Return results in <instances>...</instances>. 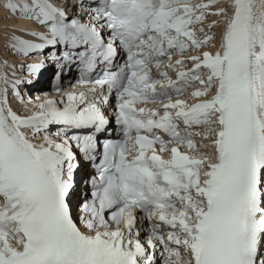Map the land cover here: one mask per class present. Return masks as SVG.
I'll return each instance as SVG.
<instances>
[{"label":"snow or ice","instance_id":"6c2138e0","mask_svg":"<svg viewBox=\"0 0 264 264\" xmlns=\"http://www.w3.org/2000/svg\"><path fill=\"white\" fill-rule=\"evenodd\" d=\"M4 6L0 264H264V0Z\"/></svg>","mask_w":264,"mask_h":264},{"label":"rangeland","instance_id":"374dc122","mask_svg":"<svg viewBox=\"0 0 264 264\" xmlns=\"http://www.w3.org/2000/svg\"><path fill=\"white\" fill-rule=\"evenodd\" d=\"M223 1V0H222ZM0 6H2L1 8L3 10L0 9V29H4V30H7V28L5 26H12V25H15L17 26V21L20 20V19H17L15 16H13L11 13H9V11L6 9V7L4 6V0H0ZM2 12V13H1ZM210 20L211 19H217V17H210L209 18ZM17 22V23H16ZM208 21H206L207 23ZM14 23V24H13ZM30 23V22H29ZM19 27V26H18ZM31 27H35V25H32L31 24ZM223 26L221 25L220 27H218L216 29V32L219 34L221 28ZM2 39L3 37L0 36ZM1 39V41H2ZM219 39V35H217V40ZM4 55H6L8 57L9 60H16V61H20V60H23L24 58L23 57H17L15 55H10L8 54L7 52L4 53ZM43 88V87H42ZM42 88H39L38 90H41ZM46 90H41L39 93H45Z\"/></svg>","mask_w":264,"mask_h":264},{"label":"bare ground","instance_id":"6f19581e","mask_svg":"<svg viewBox=\"0 0 264 264\" xmlns=\"http://www.w3.org/2000/svg\"><path fill=\"white\" fill-rule=\"evenodd\" d=\"M2 6H0V9L1 10H3L2 8H1ZM2 13V12H1ZM18 22V23H17ZM16 23H17V25L18 26H25V25H27V26H29V27H31V23H29L28 21H25V20H23V19H20V20H18ZM14 24V23H13ZM41 90H46V88L45 87H43ZM40 90V91H41ZM46 92V91H45ZM43 94V93H42Z\"/></svg>","mask_w":264,"mask_h":264}]
</instances>
